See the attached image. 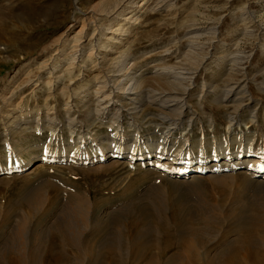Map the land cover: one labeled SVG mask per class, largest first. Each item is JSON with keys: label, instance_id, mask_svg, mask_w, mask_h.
<instances>
[{"label": "rangeland", "instance_id": "1", "mask_svg": "<svg viewBox=\"0 0 264 264\" xmlns=\"http://www.w3.org/2000/svg\"><path fill=\"white\" fill-rule=\"evenodd\" d=\"M118 1L40 0L42 18L34 25L10 24L12 34L21 40L30 42L32 37H40L39 48L16 53L7 36L0 39V121L1 114L9 110L1 98L24 87L20 84L26 75L36 73L41 63L48 64L39 70L41 86L34 89L32 81L12 98L17 105L26 96L25 107L18 105L15 112H29L27 135L15 124L9 126V135L4 134L10 119L0 124V168L16 169L0 174L3 262L15 264L17 258L12 251L17 250L21 264H264V167L259 170L262 173H254L242 166L232 170L210 163L211 170L205 174L173 175L175 167H187L198 160L196 144L200 141L212 143L244 135L254 139L253 150L264 151V0H136L143 2L142 8L121 6L113 10ZM122 8L136 13L132 23L123 21L130 13L117 15ZM201 15L214 20L217 37L202 36L201 56L186 59L183 54L193 33V21ZM245 15L248 19L243 20ZM119 25H127L123 36L111 35L117 42H106L110 29ZM80 29L82 34L76 35ZM81 35L86 38L83 45L93 35L91 41H97L94 45L100 42L107 48L88 60V72L74 75L82 78L77 84L69 85L66 75L60 82L54 81L71 58L69 45L62 54L54 55L55 51L63 47L65 39ZM234 47L248 54L241 65L248 74L254 106L238 115L233 133L228 134L230 111L217 106L233 75L228 56ZM115 48L116 53L112 52ZM207 55L202 61L201 57ZM116 62L131 66L128 75L132 82L142 83V97H147L153 86L151 79L171 80L162 74V68L199 67L188 98L189 113L195 111V119L187 122L186 114L174 139V154L182 147L180 137L189 139L193 151L180 156V164L169 165L166 170L148 162L130 164L126 153L119 159L88 164L79 159L72 163L71 157L66 161L43 160L48 156L44 145L50 135L46 125L50 117H56L58 123V150L65 149L69 155V119L74 118L79 129L90 136L112 133L109 118L101 120L95 115L97 97L93 89L87 97L74 100L77 106L69 117L65 106L78 85L92 83L94 64L108 68ZM25 63L28 65L24 67ZM48 81L52 87L45 85ZM125 108V119L120 122L124 135L139 133L159 139L156 107L144 103L145 111L136 116L128 115ZM37 116V121L42 120L40 134L34 129ZM129 123L134 128H129ZM7 145L23 149L17 155L30 164L16 168V158L6 157ZM237 146L231 141L230 153L236 152ZM220 151L209 146L203 156L212 160ZM87 153L89 160L94 158L92 151Z\"/></svg>", "mask_w": 264, "mask_h": 264}, {"label": "bare ground", "instance_id": "2", "mask_svg": "<svg viewBox=\"0 0 264 264\" xmlns=\"http://www.w3.org/2000/svg\"><path fill=\"white\" fill-rule=\"evenodd\" d=\"M169 1L170 0H164V2L167 3ZM121 6H125L127 9L130 7L134 10H137L138 8H142L143 2L139 3L136 0H119L114 6L113 10ZM123 8L117 15H120L125 11L126 13H130L123 17V21L126 23H132L136 13L133 12V10L129 11L127 9L124 10ZM40 18H42V4L40 0H0V39L7 36V40L12 45L13 51L16 53L19 51L29 53L39 48L42 43V39L40 37L34 39L32 37V41L30 42L21 40L19 37L12 34L11 31L13 29L11 28L10 24L11 22H22L26 26L27 24L34 25L35 22H37ZM245 19H248L246 15L243 20ZM93 20L97 21L96 19ZM193 25L194 26L191 29L193 33L191 34L190 40L187 43V49L183 54V57H186V59L201 56L198 51L201 49L199 45V39H201L202 36L207 35L211 38L217 37L218 31L214 27L213 19L201 15L198 19L193 21ZM243 25L244 24H240V26ZM126 27L127 25H119L115 30L110 29V35L106 36L104 40L106 42H117L113 41L111 35L123 36V32L126 31ZM78 34H82L81 29L76 33V35ZM93 35L85 45H83V43L85 42L86 38L81 35V37L73 36L71 38L65 39L63 47L61 49L57 48L54 55L62 54L64 48L69 45L71 58L68 67L64 69L61 75L56 76L54 81L60 82L66 75L69 80L68 84L75 85L82 78L77 79L74 77V75L77 72L79 74L82 71L88 72V60L92 59L93 57L97 58V52L101 51L102 48H107V46L104 44L100 45V42L94 45V43L97 41H91L94 38ZM86 47L90 48L87 50L88 52L84 58L83 55L85 53L84 51L87 49ZM110 49L114 48L111 47ZM117 50L118 49L115 48V50L112 52L116 53ZM207 57L208 55L202 56L201 60L204 61ZM228 58L233 65V75L227 81L226 87L224 89V96L219 99L220 105L217 107L229 109L230 116L228 117L229 123L226 131L228 134H231L234 131L233 124L236 121L238 115L242 112L248 111L252 106H254V103L252 101L251 89L247 79L248 74L241 65L244 59H248V54H246V52L238 51L236 50V47H234ZM27 65L28 64L25 63L24 67ZM46 66H48V64L42 65L41 63L40 68H38L36 73L29 72L26 75L25 81L20 84V86L22 85L24 86L22 88H25L26 86H29L32 81H35L34 89L38 88V86H41V71L44 70ZM93 68H95L93 72L96 73L93 75L92 83L90 84L87 81L84 84L82 83L81 85H78L77 89L72 91V94L67 98L68 100L65 106V112L67 117H69L77 106L74 100L77 98L81 99L87 97L89 95L88 92H90V90L92 91L93 89L94 96L97 97L94 104L95 115L101 120H106L109 118V126L112 128V133L106 136L101 135L100 137L90 136L88 133L79 129L78 122L74 118L71 120L68 118L69 121L67 126L70 133V138L69 141L67 140V144L70 145L69 147H71L72 152V154L69 155L70 152L65 149L61 151L58 150L60 145V140L57 138L56 133L58 123L57 119H55L56 117H50L47 119L46 123L47 127L50 128V135L48 137V141L44 145V150L48 156L46 159L43 158V160L51 162V160H54V158H60L62 161H66L67 157H71L69 161L72 163L79 159L78 161H82L81 163L88 164L90 162H98L100 160H106L109 158L119 159L124 156V153H126L127 157L125 158L130 164H133L136 161H140L142 163L148 162L152 166H156L161 170H166V167L169 165H179L180 162L178 161L181 159L180 156L188 154L189 151H193L192 146L189 148V139L180 137V141H182L180 145L182 147L179 151H177V153L174 154V149L177 146L174 139H176V133L178 128H180L182 125L181 123L184 120V116L190 112L188 109V98L190 96L189 90L190 86L195 83V74L197 73L199 67L191 69L185 68L183 66L162 68L161 70L165 71L162 74L168 75L171 80L161 81L155 78L151 79L150 81L153 83V86L149 88L147 97L141 96L142 83H139L140 81L132 82V79L129 77L128 74L130 72L131 66L126 67L123 65V63L116 62L114 65H112V67H97L96 64H94ZM50 76V78H53L54 75ZM84 76L87 75L85 74ZM50 81L46 82L45 85L52 87L53 83ZM262 84L264 87V78ZM22 88L19 87L17 90H14L9 97L1 98V103L4 106L9 107L7 108L9 110H7L6 114H1L2 119L0 121V124H2L6 119H10L7 128L5 126L3 128L4 134L6 135H9L11 132V130H8L9 126L14 124V127H18L19 125V129L25 135L28 133L26 132V129L30 128L28 126L29 123L27 120V117H30L27 116L29 112L19 111L21 112L19 115H17L18 112H15V108L18 105L23 106L24 104L25 107L24 101L26 100V96L21 98L17 105H14L12 101V98L17 94V92L21 91ZM30 93L32 94L33 90L30 91ZM32 97L35 98L36 95H32ZM123 99H125V101ZM144 103L156 107L158 121L155 128L161 130L158 140L154 139L152 135L142 136L138 133L130 136L123 134V126H121L120 123L122 122L121 120H124L126 116L122 110L123 107H126L125 110L130 113L128 115L136 116L138 114H142V112L145 111L143 108ZM112 109H114L113 112H111ZM14 112L15 114L12 115ZM195 115L196 112L192 110L191 113H189L187 122L192 123L195 119ZM37 119H39V116L33 120L34 129L37 131V134H40L41 130L39 126L42 124V120L37 121ZM17 120L19 124H16ZM20 122L23 123L22 126ZM129 125V128H134V124L129 123ZM231 141L238 145V150L234 153H230L229 150ZM254 144V139H248L244 135H240L233 140H214L212 143L200 141L196 144V147L200 153L198 160H196L195 163H191L187 167H175V172L172 174L178 178L185 177L190 174H205L211 170L210 163L213 166L219 165V167H225L222 169L237 170L242 169V166L247 172L262 173L263 171L260 172L259 170L264 167V151L258 152L253 150ZM54 146L56 149L52 150V147ZM209 146H213L214 149L220 148L221 150L218 154L214 155L212 160H208V156H203ZM7 147L8 152L6 157L8 159L16 158V168L26 167L30 164L29 161H25L23 158H20L17 155L19 151H22L23 149H10L8 145ZM89 150L93 152L92 154L94 158L91 160H89V154H85ZM166 156L168 157L166 162L162 163V160ZM15 170L16 169H14L12 166H9L8 168H0V174L14 172ZM12 252L15 258L21 262V253L17 250ZM3 260L4 259H2L0 254V264H5ZM17 260H15V262L21 264ZM7 264L14 263L8 261Z\"/></svg>", "mask_w": 264, "mask_h": 264}]
</instances>
